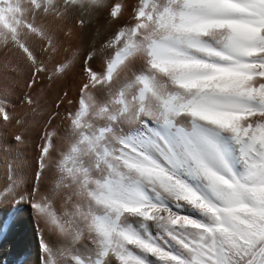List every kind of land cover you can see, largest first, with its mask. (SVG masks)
<instances>
[{"label": "snow or ice", "instance_id": "obj_1", "mask_svg": "<svg viewBox=\"0 0 264 264\" xmlns=\"http://www.w3.org/2000/svg\"><path fill=\"white\" fill-rule=\"evenodd\" d=\"M100 13L116 30L62 56ZM0 46L28 73L0 91L16 146L35 88L83 62L31 183L10 154L0 184V231L31 210L32 264H264V0H0Z\"/></svg>", "mask_w": 264, "mask_h": 264}, {"label": "bare ground", "instance_id": "obj_2", "mask_svg": "<svg viewBox=\"0 0 264 264\" xmlns=\"http://www.w3.org/2000/svg\"><path fill=\"white\" fill-rule=\"evenodd\" d=\"M72 26V22H70ZM117 28L115 23L109 21L106 13H100L93 16L86 28L83 30L75 27L77 33H81L70 41H67L64 47L67 53L62 56L69 55L73 50H79L81 56L86 53L92 45H99ZM17 62V57L13 55L7 48L0 46V91L6 92L13 100L25 92L29 91L25 87L27 71L21 66V70L17 72L10 71V68ZM82 59H75V66L67 76L57 78L53 81L45 79L41 85L35 88L33 95L38 96L41 100V108L38 113L33 115L28 111L27 119L33 125V131L29 133L26 144L16 146L12 143V137L19 130L13 125H5L0 127V184L5 179L6 169L9 162V155H20L27 178L31 183L32 177L36 171V159L38 150L36 145L40 143V131L48 118L49 113L54 112L55 105L59 97L64 92H70L73 96L77 93L78 83L83 78ZM7 65V67H6ZM93 67L99 68L100 61H97ZM18 111H27L25 107H19ZM63 112V107L60 109ZM0 219L7 220L6 215H0ZM35 222L31 216V210L26 207L18 209L17 222L14 228L0 231V264H32L35 260L34 238Z\"/></svg>", "mask_w": 264, "mask_h": 264}]
</instances>
